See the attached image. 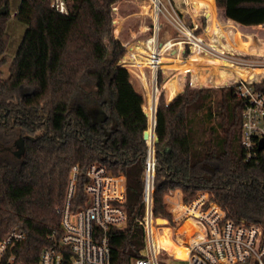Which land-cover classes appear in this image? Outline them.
<instances>
[{
	"label": "trees",
	"instance_id": "1",
	"mask_svg": "<svg viewBox=\"0 0 264 264\" xmlns=\"http://www.w3.org/2000/svg\"><path fill=\"white\" fill-rule=\"evenodd\" d=\"M63 1L65 12L52 6V0H20L14 16L26 29L9 60L4 54L8 0H0V240L13 230L23 232L24 238L15 242L12 251L18 261L36 264L41 250L52 245L50 233L59 227L71 168L78 166L75 194L70 201L75 210L85 197V170L89 163L98 161L126 177L127 222L122 229L111 227L108 231L110 264H132L144 247L143 229L135 218L143 213L147 150L143 132L149 118L152 126L147 113L150 107L153 110L154 96H147L146 113L130 73L116 64L124 52L118 39L85 41L86 30L92 37L99 36L95 27L106 22L117 0ZM124 1L114 4L104 37L115 36V26L127 22V17L119 13ZM142 1L145 7L151 3ZM214 1L228 19L240 25L264 24V0ZM205 4L211 24L202 38L236 56L256 50L251 40L239 39L238 32L244 30L226 23L212 0ZM230 28L237 31L234 37L229 34ZM143 33L122 42L126 49ZM262 39L257 45L264 42ZM140 40L130 47L125 62L149 67L150 41ZM181 49L172 50L169 57L161 53V66L172 61L174 66L202 77L214 71L213 81L221 84L235 74H247L246 69L201 50H192V55L184 59ZM258 51H264V47ZM8 62L9 73L3 77L2 67ZM249 75L264 79V72ZM175 83L176 79H168L165 85L170 88ZM257 86L264 91V80ZM241 110L242 101L233 85L192 87L187 78L183 91L170 103L161 91L154 109V134L158 137L154 144L155 214L167 215L163 204L167 191L179 188L184 199L190 200L205 190L228 219L264 224V163L243 159ZM100 113L103 119L96 121ZM19 137L24 142L21 153L15 144ZM186 226L191 231L195 228L190 221ZM158 238L165 251L173 247L166 231H160Z\"/></svg>",
	"mask_w": 264,
	"mask_h": 264
},
{
	"label": "built area",
	"instance_id": "2",
	"mask_svg": "<svg viewBox=\"0 0 264 264\" xmlns=\"http://www.w3.org/2000/svg\"><path fill=\"white\" fill-rule=\"evenodd\" d=\"M51 5L60 12L66 11L63 0H52ZM151 6L155 10L152 21L154 34L147 40L152 50L149 69L156 106L157 72L161 67L158 56L161 53L168 50L170 53L178 48L177 43H181L182 53L188 47L225 59L230 56L202 38L204 32L196 33L195 28H191L171 4L168 9L162 0H151ZM160 15H164L178 31V38L161 43L157 38L153 41L159 29ZM262 80L237 78L225 83L235 86V94L242 101L240 144L243 159L256 163H264V91L257 86ZM154 136L151 128V137L146 140L143 168V213L135 218L143 229L144 247L141 256L133 259L132 264H163L160 258L163 249H156L154 245V232L165 224L158 222L162 219L171 228L175 241L185 248L186 256L180 259L163 251L174 260L183 261V264H264V224L235 223L228 219L223 208L212 201L205 190L198 191L189 201L183 200L180 189L174 193L170 191L164 195L163 202L169 204L174 224L167 218L157 217L153 199L156 172ZM77 174L78 166L74 165L69 175L59 227L50 233L48 238L52 245L41 250L36 264H110L108 231L111 227L122 229L127 222L126 177L122 172H112L98 161L89 163L85 170L83 203L72 210L70 201L75 194ZM188 221L195 225L193 231L186 226ZM23 238V232L13 230L0 240V264H25L18 261L12 251L15 242Z\"/></svg>",
	"mask_w": 264,
	"mask_h": 264
},
{
	"label": "rangeland",
	"instance_id": "3",
	"mask_svg": "<svg viewBox=\"0 0 264 264\" xmlns=\"http://www.w3.org/2000/svg\"><path fill=\"white\" fill-rule=\"evenodd\" d=\"M118 1L119 0H117L116 2ZM207 1L209 0H162L164 5L168 9L170 7L169 5L171 4L172 7L177 11V13L180 16H183L185 18L189 26L191 28H195L196 33L204 32L205 29L211 24L209 17L207 15L208 7L207 5H205V2ZM19 2L20 0H8V9H9V14H10L7 19V23H6L8 43H7L4 54L9 60H11L14 57L17 51V48L21 42V39L23 37V33L26 29V25L20 22L19 20H17L14 16ZM115 3H113L111 6V11L108 16V19L113 13V6ZM119 13L126 16L128 20L127 22L123 24H118L115 26V36L116 37L114 35H110L109 37H104V29L106 28L108 19L106 20L104 24L95 27V28H98V32H99L98 37L90 36L88 34L89 30H86L85 32H83V35H84L85 41L87 42H91L94 40H102L104 42H107L108 40H111V39H118L120 41V43L124 47V52L117 59L116 64L123 66L128 70V72L130 73L131 83L136 89H138V91L142 93L141 95L143 97V104L145 105V110H147L148 102L144 103V100L145 99L147 100V96L149 94L151 96H154L151 70L147 66L139 68V67L128 65L125 62V60H129L128 50L136 41L140 39H141L140 41H145V39L146 40L149 39L154 34L153 23H152L154 19V9L152 8L151 3L150 5L145 7V2L142 0H125L121 4ZM223 20L228 24L229 23L234 24L236 27L244 30L242 33L238 32L239 39L251 40L252 45L254 44V47L256 49L254 50L255 52L252 50L250 52L243 53L242 54L243 57H237V56L227 53L228 56H230L228 58L232 61L239 62V63L264 66V51H258L259 49L264 47V42H261V44L257 45L260 39L264 38V26L242 27L238 23L231 22L225 16H223ZM141 32H144L143 37L134 41L129 47V49L127 50L125 45L122 42L126 41L127 39ZM236 32L237 31H235V29L233 28H230L229 30V34L232 37H234ZM178 36H179L178 31L167 21L164 15H160L159 29L156 35L157 41L161 43L167 39L178 38ZM164 54L169 57L170 56L169 50L166 51ZM191 55H192V50L188 47H185L182 58L186 59V58H189ZM162 64H163L162 65L163 67L162 66L160 67V72L157 75V80L158 79L161 80L160 85L157 84V80H156V85L158 86V92L156 93V106H157L159 94L161 93V91L163 92L164 100L166 101L164 89H162V87L164 86V84L166 83L168 79H171L173 77L176 78V77L182 76V78H184L183 79L184 85H185L186 79L189 78V85L192 87H197V86L198 87H211V88L216 89V88L228 85L225 83L224 84L215 83L213 81L214 74H215L214 71L202 77L200 73H198V75L193 74L191 70L174 66L172 61H166V62H163ZM2 71H3L2 76L6 77L9 73V62L6 63L2 67ZM140 75L142 76L143 80L140 79ZM154 102H155V98H154ZM153 112H154V106H153V110L149 112L151 117H153L152 115ZM178 189L179 188H175L170 191L174 193ZM170 191H167L164 195L169 194ZM164 195H163V198H164ZM183 200L189 201V200H185L184 197H183ZM163 204H164V209L167 212V215L156 214L157 217L161 216L163 218H167L171 222V224H174L172 221L173 216L169 212V207H170L168 206L169 204L166 205L164 202ZM158 222L165 223V225L160 227L157 230V234H156L157 243L159 244L158 233L160 231H166L173 243V247H169L166 252L170 253L171 249H174V250L177 249L178 251L173 256L182 258L181 254L179 253V250L181 249V245H178L177 243H175V241L172 240L170 227L166 224V221L163 219L158 220ZM166 252L165 254H160V258L163 264H183V261L174 260Z\"/></svg>",
	"mask_w": 264,
	"mask_h": 264
},
{
	"label": "bare ground",
	"instance_id": "4",
	"mask_svg": "<svg viewBox=\"0 0 264 264\" xmlns=\"http://www.w3.org/2000/svg\"><path fill=\"white\" fill-rule=\"evenodd\" d=\"M151 1V0H150ZM154 19H155V10H154ZM177 45H179V46H181L182 47V44L181 43H177ZM224 52V51H223ZM225 53H227V52H225ZM207 54H209V53H207ZM228 54H230V53H228ZM209 55H211L212 57H217V58H219V59H221L224 63H227V64H234V65H237V66H239V67H242V68H244V69H246V71H247V74H246V76L245 77H240V76H238L237 74H235L229 81H226V82H224V83H227V82H231V81H233L234 79H237V78H243V79H247V80H252V79H254V80H258V81H260L259 80V78H257V77H255V76H250L249 75V73L250 74H252L253 73V71H259V72H264V66H262V65H250V64H244V63H239V62H235V61H232V60H230V59H225V58H222V57H219V56H217V55H213V54H209ZM231 55H233V54H231ZM234 56H236V55H234ZM237 57H241V56H237ZM223 83V84H224ZM155 103V102H154ZM154 107H155V104H154ZM153 117H151L152 118V126H153V119H154V112H153ZM164 220V219H163ZM165 225V224H164ZM163 225V226H164ZM157 234V230L154 232V245H155V248L157 249V247H160V245L157 243V240H156V235ZM161 248V247H160ZM164 250V249H163ZM178 250L177 249H171V251H170V255H174L176 252H177ZM179 253L181 254V256H182V258H185V256H186V250H185V248L183 247V246H181V249L179 250ZM173 257H175V256H173ZM176 258H180V257H176ZM181 259V258H180Z\"/></svg>",
	"mask_w": 264,
	"mask_h": 264
},
{
	"label": "crops",
	"instance_id": "5",
	"mask_svg": "<svg viewBox=\"0 0 264 264\" xmlns=\"http://www.w3.org/2000/svg\"><path fill=\"white\" fill-rule=\"evenodd\" d=\"M213 1V6H214V8L217 10V12H219L222 16H225V14H224V12H223V10H221V9H218L216 6H215V1L214 0H212ZM208 2V1H207ZM206 3V2H205ZM206 5V4H205ZM226 17V16H225ZM209 20H210V18H209ZM230 20V19H229ZM230 21H232V20H230ZM210 22H211V20H210ZM232 22H234V21H232ZM234 23H236V22H234ZM242 27H254V26H243V25H241ZM257 26H264V24H262V25H257ZM181 56L183 55V53H182V51H181ZM250 65H252V64H250ZM173 79H176V83H175V85H172L170 88L169 87H166V85L164 84V86L162 87V89H164V93H165V98H166V102L167 103H170L178 94H180L182 91H183V87H184V81H183V79L184 78H182V76H180V77H176V78H171V80H173ZM193 84V83H192ZM135 88V87H134ZM136 89V88H135ZM136 91L137 92H139V93H141L140 91H138V89H136ZM142 94V93H141ZM146 100V99H145ZM144 100V103L145 102H147V100L145 101ZM143 106V109H144V111L146 112V110H145V105L143 104L142 105ZM147 113V112H146ZM149 113H147V115H148ZM149 117V116H148ZM170 231H171V228H170ZM171 238H172V231H171ZM173 240V239H172ZM174 241V240H173Z\"/></svg>",
	"mask_w": 264,
	"mask_h": 264
},
{
	"label": "water",
	"instance_id": "6",
	"mask_svg": "<svg viewBox=\"0 0 264 264\" xmlns=\"http://www.w3.org/2000/svg\"><path fill=\"white\" fill-rule=\"evenodd\" d=\"M155 110H156V106H155ZM99 119H103V114H102V113L96 115L95 120L97 121V120H99ZM150 125H151V124H150V118H149L148 128L143 132V138L145 139V141H146V140H149L150 137H151V128H153V130H154V128H155V125H154V119H153V126H150ZM153 141H154V144H155V143L158 141V137H157V136H154ZM23 143H24V142H23V138H22V137H19V138L15 141V144H16V146L18 147V149H17V152H18V153H21V152H22L23 147H24ZM261 148H262V144H260V146H259V149H261Z\"/></svg>",
	"mask_w": 264,
	"mask_h": 264
}]
</instances>
